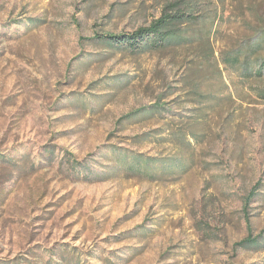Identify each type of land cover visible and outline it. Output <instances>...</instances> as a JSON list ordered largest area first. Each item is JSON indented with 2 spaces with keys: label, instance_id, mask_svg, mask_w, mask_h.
Instances as JSON below:
<instances>
[{
  "label": "rangeland",
  "instance_id": "1",
  "mask_svg": "<svg viewBox=\"0 0 264 264\" xmlns=\"http://www.w3.org/2000/svg\"><path fill=\"white\" fill-rule=\"evenodd\" d=\"M171 1L0 0V264H264V0Z\"/></svg>",
  "mask_w": 264,
  "mask_h": 264
},
{
  "label": "trees",
  "instance_id": "2",
  "mask_svg": "<svg viewBox=\"0 0 264 264\" xmlns=\"http://www.w3.org/2000/svg\"><path fill=\"white\" fill-rule=\"evenodd\" d=\"M205 3H211V0H207ZM197 6L195 0L171 1L161 8L159 17L152 21L148 26L139 27L130 33L102 34L98 37L106 39L113 45H126L127 47L136 50H143L147 47L160 48L167 44L182 41V43H185L188 39L195 37L193 34L195 30L190 27L193 22L200 21L201 25H203V23L211 25L217 14L216 7L209 8L208 10L199 13L198 10H196ZM204 33L205 30L202 29L201 34ZM260 47L261 45L256 48V51L260 50ZM240 53L241 49L235 56ZM236 59L238 58L236 57ZM73 163L74 165L81 164L78 161H74ZM142 164L143 161L139 159L137 164L130 166V168L135 172L143 173L141 168ZM147 169L148 168H145L146 172ZM256 243L257 238H247L239 244L247 247L253 244L255 245Z\"/></svg>",
  "mask_w": 264,
  "mask_h": 264
}]
</instances>
